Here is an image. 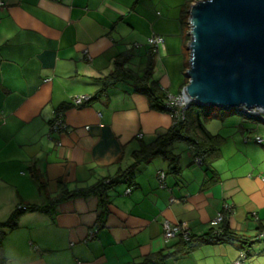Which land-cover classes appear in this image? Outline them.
<instances>
[{
  "label": "crops",
  "instance_id": "crops-1",
  "mask_svg": "<svg viewBox=\"0 0 264 264\" xmlns=\"http://www.w3.org/2000/svg\"><path fill=\"white\" fill-rule=\"evenodd\" d=\"M0 1V224L36 207L5 231L1 264H233L239 242L177 254L180 236L165 239L162 225L200 237L218 229L214 219L229 204L228 230L259 237L264 146L249 144L260 136L239 125L196 134L212 149L200 164L197 146L173 141L165 156L141 161L131 184L118 179L107 189L104 207L96 193L68 195L116 179L172 127L129 82L100 90L118 55L140 75L153 51L147 40L157 36L164 46L153 51L152 78L177 95L188 82L180 76L189 67L183 11L197 0ZM78 95L92 99L74 107ZM58 114L62 133L50 126Z\"/></svg>",
  "mask_w": 264,
  "mask_h": 264
},
{
  "label": "water",
  "instance_id": "water-1",
  "mask_svg": "<svg viewBox=\"0 0 264 264\" xmlns=\"http://www.w3.org/2000/svg\"><path fill=\"white\" fill-rule=\"evenodd\" d=\"M187 23V97L208 108L264 112V0H199Z\"/></svg>",
  "mask_w": 264,
  "mask_h": 264
},
{
  "label": "trees",
  "instance_id": "trees-1",
  "mask_svg": "<svg viewBox=\"0 0 264 264\" xmlns=\"http://www.w3.org/2000/svg\"><path fill=\"white\" fill-rule=\"evenodd\" d=\"M187 15L188 13L185 9L182 16L183 28L187 26ZM186 39L188 40V37H186ZM154 57L155 53L151 49H149L146 66L143 69L142 73L138 75L126 67V63L129 60V55H118L114 59L113 70L102 80V87L100 92H106L107 89L114 87L119 83L129 82L131 87L133 88V91L141 93L146 97L150 109L159 112H166L168 114L167 110L165 109L166 93H164L158 83L152 78ZM216 110L218 113L214 114L213 109L211 108L194 105L193 103H191L184 111L183 118L179 119L177 122H174L172 127L147 149L148 154L144 156V158H141V155H138L140 154V152L136 153L134 163L126 170L122 171L116 179L109 180L107 182L105 181L91 188L75 191L72 194H68L69 197L96 193L100 198L101 207H104L106 203L105 191L107 189L112 188L118 182V179H122L123 181L131 184L133 172L141 163V161H143L144 159H150L156 154H162L165 156L166 151L164 149L166 148V146L176 140L191 142L195 146H197L195 149V157H200L201 161H203L202 159H204V156L207 155V153L211 154L212 149L208 150L203 148L199 140H195L193 137H196L197 135H201L200 137H204L207 135L209 137L208 133L202 125V119L208 120L212 118H222L221 116L224 115L222 109L216 108ZM210 138L212 137L210 136ZM35 209L36 207L34 206H26L16 209L11 216V219L7 223L0 224V264L2 263L1 242L5 231L15 227L17 214L21 213L22 211H33ZM258 229H260V227ZM263 230H261L260 234L264 233ZM256 240L264 241V238L259 239L258 237ZM221 241L239 242L241 244L242 250L247 253V259L249 258L250 253L248 250H246V247L252 243L251 240L242 238L230 232L228 230L227 218L223 219L221 225L216 231H210L203 236H190L189 240H184L180 236V241L178 244L179 249L176 252L177 254H187L200 245L206 243H218ZM143 264H150V261L145 260Z\"/></svg>",
  "mask_w": 264,
  "mask_h": 264
},
{
  "label": "built area",
  "instance_id": "built-area-1",
  "mask_svg": "<svg viewBox=\"0 0 264 264\" xmlns=\"http://www.w3.org/2000/svg\"><path fill=\"white\" fill-rule=\"evenodd\" d=\"M3 4L0 1V10L2 9ZM148 45L153 49L154 52H157L160 48H163V40L160 37L157 36H150L147 40ZM91 100V97L86 95H78L74 96L71 99V104L74 107H81L86 104H88ZM192 103V101L187 97L185 93L184 87L180 90V92L177 95H166V107L169 116L172 118V123L177 122L179 119L183 118L184 111L186 108ZM236 113H240L241 115L246 116L247 118H255L257 120H260L264 123V112L259 108H253V109H245L240 108L236 110ZM51 130L54 132H63L66 129V126L63 124L62 117L60 114L56 116V119L51 122ZM255 143L262 144L264 143V139L260 137H256L254 139ZM60 145V144H59ZM195 163L200 164L201 158L195 157L194 158ZM164 177V174H160L159 179L162 180ZM126 192H129V190H126ZM20 208V207H19ZM232 213V207L229 204H224L221 208V211L217 214L216 218L214 219L215 223H221L224 218H226L229 214ZM163 237L165 239H173L177 236H181L184 240H189L190 234L186 231L185 225L182 224H175L170 225L168 222L163 223ZM259 238H264V233L259 235ZM245 260H247V253L243 250H241L238 253L237 259L233 264H245Z\"/></svg>",
  "mask_w": 264,
  "mask_h": 264
},
{
  "label": "rangeland",
  "instance_id": "rangeland-1",
  "mask_svg": "<svg viewBox=\"0 0 264 264\" xmlns=\"http://www.w3.org/2000/svg\"><path fill=\"white\" fill-rule=\"evenodd\" d=\"M199 1V0H197ZM188 19V18H187ZM187 19H186V24H187ZM185 34H187L188 40L185 43L183 41V55L185 56L184 61L186 62L187 65H189V48H188V42H189V35H188V24L185 26ZM186 70L184 69L183 73L180 74L181 77L187 79L188 77L186 76ZM193 103V102H192ZM194 105H197L196 103H193ZM213 109V113L216 114L218 113L216 108H211ZM224 115L221 116L222 118H212V119H202V125L203 127L208 130L211 133H234V128L236 126H241L242 131L248 132L251 131L254 134L259 135L262 139H264V123L261 122L260 120H257L255 118H247L244 115H241L240 113H235L233 109L231 110H224ZM243 121V122H242ZM245 122V123H244ZM184 144V143H182ZM249 144H256V143H251ZM264 146V143H262ZM259 146L260 144H256ZM254 234L249 236V240H251V244H249L246 247V250L249 251L250 256L247 260H245V264H264V241H258Z\"/></svg>",
  "mask_w": 264,
  "mask_h": 264
}]
</instances>
